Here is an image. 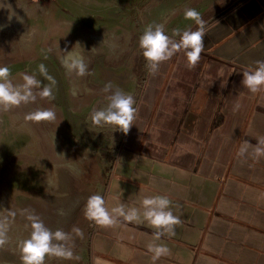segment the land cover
<instances>
[{"label": "crops", "instance_id": "obj_1", "mask_svg": "<svg viewBox=\"0 0 264 264\" xmlns=\"http://www.w3.org/2000/svg\"><path fill=\"white\" fill-rule=\"evenodd\" d=\"M213 18L194 66L181 50L149 73L104 195L109 208L166 195L180 223L159 240L142 216L96 223L88 264H264V154L255 152L264 91L241 84L245 67L264 60V0H241ZM150 243L167 254L153 261Z\"/></svg>", "mask_w": 264, "mask_h": 264}, {"label": "rangeland", "instance_id": "obj_2", "mask_svg": "<svg viewBox=\"0 0 264 264\" xmlns=\"http://www.w3.org/2000/svg\"><path fill=\"white\" fill-rule=\"evenodd\" d=\"M240 1L0 0V65L10 68L13 83H22L20 74L27 73L41 80V87L49 84L37 70L41 63L55 80L51 97L0 108V231L5 239L0 264H21L18 244L28 236V214L52 231L68 233L63 243L72 256L46 255L43 264H88L96 222L84 215L86 199L105 195L131 129L123 133L114 125H94L91 112L105 107L116 89L131 94L138 106L150 73L138 47L145 26L163 24L179 39L174 29L197 27L184 19L186 8L199 11L205 26ZM77 43L74 51L88 65L84 76L69 75L59 59L61 51ZM37 107L52 108L56 119L25 121ZM148 123L138 133L141 144L148 139Z\"/></svg>", "mask_w": 264, "mask_h": 264}, {"label": "clouds", "instance_id": "obj_3", "mask_svg": "<svg viewBox=\"0 0 264 264\" xmlns=\"http://www.w3.org/2000/svg\"><path fill=\"white\" fill-rule=\"evenodd\" d=\"M184 19L193 21L197 27L195 30L174 29L173 34L179 39H174L164 30L163 24H149L145 26L142 34L138 38V47L142 51L145 65L149 72L154 73L161 62L169 60L174 54L183 50L186 62L189 67L194 66L200 59V54L204 49V21L201 14L195 8L188 7L183 13ZM71 27V26H70ZM80 45H73L71 50L61 51L64 53L60 63L65 71L71 75L84 76L88 71V65L84 57L74 48ZM37 70L50 83L41 87V80L34 74L21 73L22 83H13L10 76V68L7 65H0V108H9L35 102L37 96L41 98L51 97L54 78L48 74L46 66L41 63L37 65ZM241 84L243 88L251 93L264 91V60H257L254 66H246L242 72ZM34 89L38 91H34ZM111 84L104 85V91L108 92ZM108 103L105 107L94 109L90 114L91 122L94 125H114L116 130L127 133L133 124L138 108L131 94H126L119 89L112 90L107 97ZM238 107V105H237ZM56 113L52 108L37 107L24 116L25 121L41 122L54 121ZM247 142H244L246 144ZM264 137L257 141L255 152L257 155L264 154ZM246 151L244 145L238 150V155ZM140 208L127 207L123 203H118L115 207L109 208L106 205L105 197L99 193L89 195L84 206V215L87 219L101 225H112L117 222V217H123L128 221L139 219L141 216L150 226L156 229L154 239L159 240L163 232L174 231L173 226L180 223L178 216L173 214L170 207L171 201L166 195L145 196L140 201ZM27 220L30 229L28 236L19 241V253L21 264H43L46 255L59 257H71L70 248L63 243L68 239V233L60 229L52 231L45 226L43 221L34 214H28ZM78 233V228L73 229ZM3 232L0 231V244H3ZM152 260L166 255L168 248L163 243L148 245ZM95 264H101L97 259Z\"/></svg>", "mask_w": 264, "mask_h": 264}]
</instances>
